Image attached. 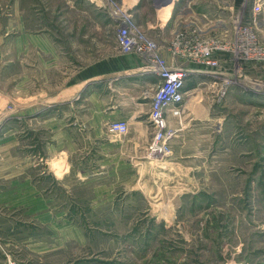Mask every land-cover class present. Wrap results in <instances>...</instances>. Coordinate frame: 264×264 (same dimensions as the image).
<instances>
[{"label": "rangeland", "instance_id": "374dc122", "mask_svg": "<svg viewBox=\"0 0 264 264\" xmlns=\"http://www.w3.org/2000/svg\"><path fill=\"white\" fill-rule=\"evenodd\" d=\"M136 3L130 8L122 0H0V37L8 24L11 39L17 37L18 24L25 21L28 34L49 40L56 54L65 62L72 59L78 70L118 52L129 54L116 42L120 22L115 13L125 11L161 53L190 30L200 40H230L237 18L264 48V0ZM257 3L262 12L255 18ZM195 13L216 23L200 25ZM225 56L219 55L224 76L239 71L242 79L222 98L221 79L204 81L199 93L205 99L197 108L205 104L208 111L195 119L196 113L186 112L183 104L180 116L170 122L175 131L171 152L164 159L146 157L148 169L140 180L135 175L118 187V197L100 207L99 201L89 200L82 180L59 185L56 233L44 231L33 218L5 231L3 217L19 212L13 215L0 206V264H264V61ZM13 107L0 105V114ZM47 159L38 157L42 164Z\"/></svg>", "mask_w": 264, "mask_h": 264}, {"label": "crops", "instance_id": "0c3cea01", "mask_svg": "<svg viewBox=\"0 0 264 264\" xmlns=\"http://www.w3.org/2000/svg\"><path fill=\"white\" fill-rule=\"evenodd\" d=\"M122 1L133 8L139 0ZM211 19L195 13L200 25L215 24ZM18 29V36L11 39L8 24L0 37V105L14 106L0 114V125L4 123L0 206L13 210V215L19 212L13 218L3 217L7 228L3 230L11 231L12 225L28 222L23 218H33L44 231L56 233L59 214L54 202L58 201L59 185L71 187L76 184L72 180H82L89 200L99 201L100 206L118 197L123 183L135 175L140 180L148 169L149 163L144 162L148 135L152 134L148 115L159 77L148 61L135 53L118 52L76 70L72 59L65 62L60 58L49 40L28 34L25 21L20 20ZM29 41H35L31 48ZM162 55L171 66L191 71L184 105L197 119L208 111L205 104L197 108L205 99L200 86L212 77L200 64L175 59L168 45ZM61 64L69 69L61 70ZM78 93L84 95L76 101ZM172 119L170 116L169 123ZM117 120L128 123L123 138L114 137L108 129V124ZM39 156L48 159L42 164Z\"/></svg>", "mask_w": 264, "mask_h": 264}, {"label": "built area", "instance_id": "2783aa9c", "mask_svg": "<svg viewBox=\"0 0 264 264\" xmlns=\"http://www.w3.org/2000/svg\"><path fill=\"white\" fill-rule=\"evenodd\" d=\"M261 12L262 6L255 4L254 17L256 18ZM126 14L125 11L117 12L114 18L120 22L116 35L119 50L123 53H135L146 59L159 77L148 115L149 124L153 128V137L147 155L166 156L171 152L170 141L175 133L170 126L169 117L180 116L182 113L186 95L184 88L191 71L171 66L162 55L158 44L142 34L140 28L130 21ZM235 24L230 40L226 36L224 39L216 36L204 41L198 39L194 30H190L179 33L169 46V51L175 59L200 64L213 79H221L219 98L224 97L237 84V80L242 79V73L239 71L233 76H224L227 74L221 68L219 55L229 54L232 59L238 61H264V48L254 40L256 33L249 26L241 24L239 18ZM108 129L115 135H124L128 132V123L120 120L112 121L108 124Z\"/></svg>", "mask_w": 264, "mask_h": 264}, {"label": "bare ground", "instance_id": "6f19581e", "mask_svg": "<svg viewBox=\"0 0 264 264\" xmlns=\"http://www.w3.org/2000/svg\"><path fill=\"white\" fill-rule=\"evenodd\" d=\"M149 155V154H148ZM165 155H162V156H160V157H156V156H151V155H149V156H147V158L148 159H150V158H153V159H164L165 157H164ZM150 157V158H149Z\"/></svg>", "mask_w": 264, "mask_h": 264}]
</instances>
